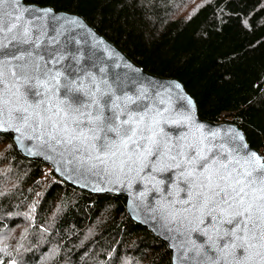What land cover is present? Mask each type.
Returning a JSON list of instances; mask_svg holds the SVG:
<instances>
[{
    "label": "trees",
    "instance_id": "16d2710c",
    "mask_svg": "<svg viewBox=\"0 0 264 264\" xmlns=\"http://www.w3.org/2000/svg\"><path fill=\"white\" fill-rule=\"evenodd\" d=\"M23 1L81 16L264 157V0ZM0 264H171V254L127 216L123 197L77 190L0 135Z\"/></svg>",
    "mask_w": 264,
    "mask_h": 264
},
{
    "label": "snow or ice",
    "instance_id": "6c2138e0",
    "mask_svg": "<svg viewBox=\"0 0 264 264\" xmlns=\"http://www.w3.org/2000/svg\"><path fill=\"white\" fill-rule=\"evenodd\" d=\"M19 3L0 0V51L5 40L38 45L31 39L36 19H26L29 9H17ZM51 63L59 59L11 49L0 56V131L31 133L29 139L61 157L67 152L69 163L96 175L145 181L147 191L160 194L151 211L178 225L168 230L181 237L176 246L189 264H264V163L257 153L205 132L185 107L190 99L162 108L159 92L118 93L94 78L73 87ZM17 93L23 106L12 107ZM192 233L205 239L198 244Z\"/></svg>",
    "mask_w": 264,
    "mask_h": 264
},
{
    "label": "water",
    "instance_id": "95a60500",
    "mask_svg": "<svg viewBox=\"0 0 264 264\" xmlns=\"http://www.w3.org/2000/svg\"><path fill=\"white\" fill-rule=\"evenodd\" d=\"M21 8L29 9V12L22 13L26 19L30 17L36 19V26L31 29V39H38V45L32 47L27 44H17L16 41L5 40V48L0 51V56L11 49L17 56H27V52H31L33 58L43 57L45 60L58 58L59 63H51L50 67L61 69L64 74L61 77L62 83L66 77L73 87H78L81 81L84 86H88L91 83L89 78H94L97 83L101 80L107 81L118 93L152 95L159 92L160 98L164 99V104L160 105L162 108L184 104L181 97L190 99L191 105L185 104V107L191 110L193 118L203 126L205 132L211 130L218 137L234 138L236 145H246V149L243 151L257 153L261 158L260 162L264 163L261 152L250 147L241 129L231 123H215L201 119L194 99L178 80L145 72L118 47L100 35L81 16L68 12H56L50 7L26 4L23 0H20L17 5V9ZM17 48L21 51H16ZM24 49H27V52ZM4 59L11 60V57L4 56ZM16 62L12 61V63ZM177 84L180 85L179 88L175 87ZM63 94L64 90L61 89V95ZM18 96L19 93L12 97V107L23 106V101L17 99ZM6 118L7 113H5ZM0 135L11 136L19 154L27 159L42 162L60 180L77 190L97 196L123 197L127 216L166 245L171 254V264H181L183 258L180 253L184 249L176 246L180 243L181 237L175 231L168 230L169 228L175 229L178 225L167 224L159 213L151 211L152 208L158 206L160 194L155 191H147L150 185H146L145 181L133 179L129 183L125 177L96 175L86 166L80 167L74 161L69 163L72 157L67 152L61 157L58 152H52L42 147L34 136L29 139L31 133L22 135L21 132L8 130L0 131ZM164 175L172 177V173ZM184 239H188L187 234ZM191 239L199 244L205 238L197 233H192ZM183 264H189V262L183 260Z\"/></svg>",
    "mask_w": 264,
    "mask_h": 264
},
{
    "label": "rangeland",
    "instance_id": "374dc122",
    "mask_svg": "<svg viewBox=\"0 0 264 264\" xmlns=\"http://www.w3.org/2000/svg\"><path fill=\"white\" fill-rule=\"evenodd\" d=\"M228 123V122H227Z\"/></svg>",
    "mask_w": 264,
    "mask_h": 264
}]
</instances>
